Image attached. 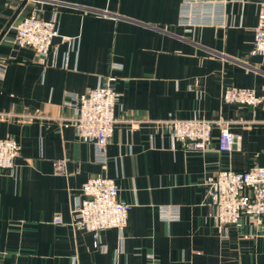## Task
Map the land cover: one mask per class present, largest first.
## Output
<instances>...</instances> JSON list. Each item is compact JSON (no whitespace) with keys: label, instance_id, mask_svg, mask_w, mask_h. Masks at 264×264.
<instances>
[{"label":"crops","instance_id":"crops-1","mask_svg":"<svg viewBox=\"0 0 264 264\" xmlns=\"http://www.w3.org/2000/svg\"><path fill=\"white\" fill-rule=\"evenodd\" d=\"M225 1L207 6L217 23L184 26L183 0H0V36L24 4L0 41V138L22 154L0 170V264H264V218L221 231L206 184L220 170L264 166V102L221 97L229 86L264 90V55L252 54L263 3ZM33 8L58 15L45 60L11 41ZM107 76L120 97L103 166L78 138L67 99ZM177 119L214 121L209 148L177 141ZM219 120L239 136L231 152L219 150ZM96 175L115 178L131 205L126 227L98 238L71 224L76 195ZM164 206L178 218H164Z\"/></svg>","mask_w":264,"mask_h":264},{"label":"built area","instance_id":"built-area-1","mask_svg":"<svg viewBox=\"0 0 264 264\" xmlns=\"http://www.w3.org/2000/svg\"><path fill=\"white\" fill-rule=\"evenodd\" d=\"M259 21L255 27L252 54L264 55V0ZM225 0H183L179 23L196 26L217 23L218 13L207 6L224 4ZM210 4V5H209ZM220 7V6H219ZM56 12L49 19L41 16L38 8L14 24L16 34L11 41L19 47L32 48L41 60L53 48V39L59 36ZM6 64L0 62V77L4 76ZM115 76H107L99 85L82 94L70 92L67 104L75 109L71 118L79 139L95 146V160L103 166L108 164V144L117 121L115 107L120 93L113 82ZM222 101L230 104L257 106L264 102V90L258 93L253 88L229 86L222 93ZM221 124L219 150L231 152L239 136L230 131L228 122ZM174 138L182 144L207 150L212 141L214 121L207 119L174 120ZM21 146L13 138H0V170H12L21 157ZM66 160H57V168L65 172ZM208 194L215 207V219L221 231L237 225L243 216L259 224L264 218V166H252L246 170L224 169L207 179ZM120 187L115 178L96 175L83 185L76 195L72 225L93 232L96 238L108 228L124 229L128 223L131 205L120 199ZM175 207H162V216L168 220L178 218ZM56 223H63L62 216H55Z\"/></svg>","mask_w":264,"mask_h":264},{"label":"water","instance_id":"water-1","mask_svg":"<svg viewBox=\"0 0 264 264\" xmlns=\"http://www.w3.org/2000/svg\"><path fill=\"white\" fill-rule=\"evenodd\" d=\"M26 2H27V0H25L24 3H26ZM23 5H24V4H23ZM23 5H22V7H23ZM22 7L19 8V10L16 12V14L14 15V17L12 18V20H11L10 23L8 24L7 28H6V29L4 30V32L1 34V36H0V41H1V39L3 38V36L5 35L6 31H7V30L9 29V27L12 25L13 21L15 20L16 16L18 15V13H19L20 10L22 9Z\"/></svg>","mask_w":264,"mask_h":264}]
</instances>
